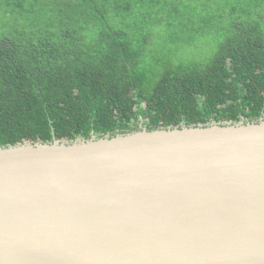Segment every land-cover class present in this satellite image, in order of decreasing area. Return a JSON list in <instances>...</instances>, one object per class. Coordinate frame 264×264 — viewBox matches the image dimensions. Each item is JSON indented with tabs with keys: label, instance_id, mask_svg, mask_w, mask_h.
I'll list each match as a JSON object with an SVG mask.
<instances>
[{
	"label": "water",
	"instance_id": "95a60500",
	"mask_svg": "<svg viewBox=\"0 0 264 264\" xmlns=\"http://www.w3.org/2000/svg\"><path fill=\"white\" fill-rule=\"evenodd\" d=\"M0 264H264V115L0 145Z\"/></svg>",
	"mask_w": 264,
	"mask_h": 264
},
{
	"label": "trees",
	"instance_id": "16d2710c",
	"mask_svg": "<svg viewBox=\"0 0 264 264\" xmlns=\"http://www.w3.org/2000/svg\"><path fill=\"white\" fill-rule=\"evenodd\" d=\"M130 12V0H0L1 146L264 115L262 17L211 59L161 69Z\"/></svg>",
	"mask_w": 264,
	"mask_h": 264
},
{
	"label": "rangeland",
	"instance_id": "374dc122",
	"mask_svg": "<svg viewBox=\"0 0 264 264\" xmlns=\"http://www.w3.org/2000/svg\"><path fill=\"white\" fill-rule=\"evenodd\" d=\"M130 1L135 12L129 15L142 17L151 28L147 48L156 52H148L145 63L149 65L152 56H160L157 63L161 69L181 61L211 59L245 18L262 17L264 29V0ZM130 28L135 29L136 24L131 22Z\"/></svg>",
	"mask_w": 264,
	"mask_h": 264
},
{
	"label": "flooded vegetation",
	"instance_id": "af4514ba",
	"mask_svg": "<svg viewBox=\"0 0 264 264\" xmlns=\"http://www.w3.org/2000/svg\"><path fill=\"white\" fill-rule=\"evenodd\" d=\"M241 119H244V118H241Z\"/></svg>",
	"mask_w": 264,
	"mask_h": 264
}]
</instances>
